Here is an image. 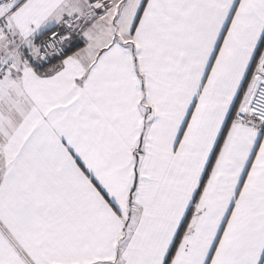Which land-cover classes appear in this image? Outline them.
<instances>
[{
    "label": "snow or ice",
    "instance_id": "6c2138e0",
    "mask_svg": "<svg viewBox=\"0 0 264 264\" xmlns=\"http://www.w3.org/2000/svg\"><path fill=\"white\" fill-rule=\"evenodd\" d=\"M0 264H264V0H0Z\"/></svg>",
    "mask_w": 264,
    "mask_h": 264
}]
</instances>
